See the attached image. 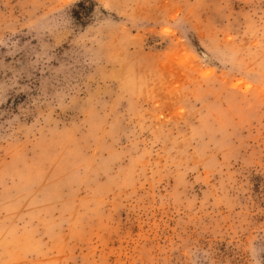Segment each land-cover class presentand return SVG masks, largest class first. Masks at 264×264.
Returning <instances> with one entry per match:
<instances>
[{
    "label": "rangeland",
    "instance_id": "rangeland-1",
    "mask_svg": "<svg viewBox=\"0 0 264 264\" xmlns=\"http://www.w3.org/2000/svg\"><path fill=\"white\" fill-rule=\"evenodd\" d=\"M0 264H264V0H0Z\"/></svg>",
    "mask_w": 264,
    "mask_h": 264
}]
</instances>
